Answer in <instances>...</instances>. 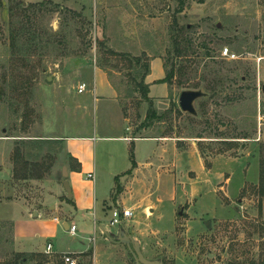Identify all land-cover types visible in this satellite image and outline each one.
I'll return each instance as SVG.
<instances>
[{
  "label": "rangeland",
  "instance_id": "obj_1",
  "mask_svg": "<svg viewBox=\"0 0 264 264\" xmlns=\"http://www.w3.org/2000/svg\"><path fill=\"white\" fill-rule=\"evenodd\" d=\"M2 1L0 264H16L17 253L32 255L17 251L14 222L21 231L29 225L21 207L12 204L26 201L38 208L43 197L39 183L27 187L14 179V157L18 149L26 153L22 140L61 135L63 126L56 125L54 115L61 119L68 114L70 93L76 120L87 116L79 105L96 110L94 96H81L78 88L86 83L94 90L98 73L114 86L133 130L141 137L170 138L176 147L173 178L157 183L167 194L157 190L150 196L146 186L134 197L130 225L145 257L165 264H263L264 198L259 187L264 161V0ZM182 1L186 7L178 14ZM41 3L47 5L18 16L24 29L14 47L12 8ZM178 35L186 39L188 58L174 54ZM226 47L239 58L224 57ZM154 57L167 61L169 70L181 67L171 88L178 105L184 91L200 90L204 96L195 102L196 115L180 106L170 112L169 97L155 106L160 114L167 113L165 119L142 128L149 105L139 83ZM81 131L74 128V135ZM45 151L41 156H47ZM178 153H189L191 164ZM199 155L206 178L198 172ZM60 178L61 165L46 180ZM104 182L100 194L109 200L112 181L107 189ZM110 216L101 218V225L113 231ZM77 223L82 234L85 222ZM100 232L97 228L94 234L92 228L88 234L96 243ZM69 239L60 232L51 241L65 245ZM113 251L119 263L136 264L126 246ZM42 255L31 257L29 264H64V254Z\"/></svg>",
  "mask_w": 264,
  "mask_h": 264
},
{
  "label": "crops",
  "instance_id": "obj_2",
  "mask_svg": "<svg viewBox=\"0 0 264 264\" xmlns=\"http://www.w3.org/2000/svg\"><path fill=\"white\" fill-rule=\"evenodd\" d=\"M165 77L164 60L161 57L152 58L150 73L145 77L144 83L149 87V97L156 107L168 101L170 97L169 85L159 83ZM96 79L94 90L88 89L83 94L78 92L81 96L93 95L95 105L97 104L96 110L79 105L78 109L86 112L87 116L76 120L74 93H70L71 106L68 114L61 119L54 115L56 125L63 126L61 135L56 134L55 139L50 140L24 139L25 142H30L26 144V147L29 148L31 155L37 156L41 164L49 166V171L42 179L17 181L18 184H26L27 187L30 183H39L43 191L38 208H34L33 204L26 201L12 204L21 207L26 223L29 225V228L21 231L14 222V238L18 252L42 255L46 253L48 244H52L54 255L72 253L81 264H123L119 263L113 251L114 247L122 244H116L104 235L101 218L112 216L115 209L133 210L134 197L139 195L146 186L151 189L150 196L156 194L157 190L167 194L157 183L161 180L163 184H167V180L173 178L170 174L174 169L173 159L176 147H173L170 138L141 137L137 130L132 129L129 123L130 116L124 112L118 102V93L110 80L100 73ZM157 89L161 91L159 92L161 94H156ZM96 92L100 95L96 96ZM109 126L115 128L116 132H111ZM74 128L81 129L83 133L74 135ZM55 147H59L58 152ZM41 149H46L47 156H41L40 152H43ZM63 151L64 155L61 154ZM177 155H182V161H188L187 164H191L189 153L187 156L185 153ZM199 158L200 161L195 160L198 172L200 177L204 175L206 178L209 176L206 174V166L200 155ZM157 159H160L159 162ZM60 165L61 178L53 181L46 180V177L54 173L55 168ZM65 171L67 177H65ZM65 178L72 189V198L68 196L64 188ZM142 179L146 183L142 184ZM101 181H105L103 185H106V189L110 187L112 181L113 188L110 189L109 200L105 199V194H100ZM118 185L121 188L120 192H118ZM201 188H204V185L200 186V191ZM77 219L85 222V230L82 234H80ZM130 219H126L122 225L110 226L113 231L104 229L118 235L124 231L123 226H127L137 238L136 231L130 225ZM72 225L77 226L75 234L70 231ZM92 228L94 234L97 228L101 230L99 241L96 243L88 234ZM60 232L67 233L70 238L65 245L54 244L51 241ZM41 239H45L47 244L42 245Z\"/></svg>",
  "mask_w": 264,
  "mask_h": 264
},
{
  "label": "trees",
  "instance_id": "obj_3",
  "mask_svg": "<svg viewBox=\"0 0 264 264\" xmlns=\"http://www.w3.org/2000/svg\"><path fill=\"white\" fill-rule=\"evenodd\" d=\"M4 3L2 0H0V6H3ZM47 5L46 3L41 4H30L27 7H24L23 4H21L17 8H12L13 11V18L11 20V37H12V44L14 47H16L19 44L20 39L23 36V29H24V23L18 16H25L26 13L29 10L36 9L38 7H44ZM56 6V5H55ZM186 5L182 1L180 3V8L177 10V13L180 14L184 11ZM186 39H184L183 35H178L175 37L174 42V54H176V57L179 59L188 58V51L186 47L183 46V43ZM164 67L166 70V77L165 79L159 81V83H166L170 87V99H171V107L170 112H173L179 105L177 104L176 100L174 99L173 93H172V86L174 84V80L176 78V74L178 72L182 73L181 67L180 69L176 70V65H173V69H168L167 61L164 62ZM150 73V63L148 65H145V73L143 74L142 81L139 83V87L142 93V98L144 102H146L149 105V109L146 115L145 123L142 125V128H150L156 124V122H161L165 119L167 113L160 114L157 109L155 108V104L153 100L149 97V87L144 83L145 77ZM180 84H184L183 82H180ZM30 142H25L22 140V144L26 146ZM37 144H40L39 142H35ZM44 143V142H41ZM41 148V147H40ZM43 150V149H41ZM24 155L22 153L21 149H18L17 155L14 157L15 159V167L13 169L14 171V179L17 181L21 180H30V179H42L43 176L49 171V166L46 164H41L37 156L31 155L29 148L25 147ZM40 156V155H39ZM33 158V159H32ZM133 164L135 166V159L133 157ZM121 188L118 185V192H120ZM259 194L264 198V161L261 169V182L259 187ZM41 258L42 255H28V254H16V264H29L31 261L30 258ZM32 259V258H31ZM39 264V263H36ZM264 264V263H263Z\"/></svg>",
  "mask_w": 264,
  "mask_h": 264
},
{
  "label": "water",
  "instance_id": "obj_4",
  "mask_svg": "<svg viewBox=\"0 0 264 264\" xmlns=\"http://www.w3.org/2000/svg\"><path fill=\"white\" fill-rule=\"evenodd\" d=\"M52 78H49L51 81ZM204 93L200 90H189L181 93L179 98V106L182 111L196 115L195 102L202 98ZM65 177H67L65 171ZM65 190L68 192V196L72 198V189L67 179L63 181ZM124 231L116 235L110 233L106 229H102L104 235L112 242L116 244H122L128 248L136 264H165L164 260H150L145 257L141 244L134 239L132 231L127 227L123 226Z\"/></svg>",
  "mask_w": 264,
  "mask_h": 264
},
{
  "label": "built area",
  "instance_id": "obj_5",
  "mask_svg": "<svg viewBox=\"0 0 264 264\" xmlns=\"http://www.w3.org/2000/svg\"><path fill=\"white\" fill-rule=\"evenodd\" d=\"M221 54L231 60H236L239 57L235 55L228 47H226L223 51H221ZM89 89L88 85L86 83L80 84L78 88V92L80 94L85 93ZM89 177H92V175H89ZM134 216V211L132 209H115L112 212L111 220H110V226L114 227L117 225H122L126 219H130L131 217ZM71 233L75 234L77 231V226L72 225L71 226ZM47 254H52L53 253V245L48 244L47 249H46ZM63 261L64 264H81L79 259L72 253H64L63 255Z\"/></svg>",
  "mask_w": 264,
  "mask_h": 264
}]
</instances>
